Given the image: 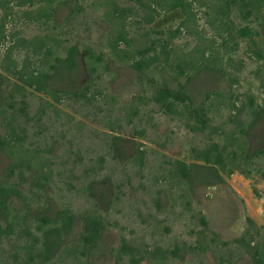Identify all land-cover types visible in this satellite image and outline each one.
<instances>
[{"label":"rangeland","instance_id":"rangeland-1","mask_svg":"<svg viewBox=\"0 0 264 264\" xmlns=\"http://www.w3.org/2000/svg\"><path fill=\"white\" fill-rule=\"evenodd\" d=\"M134 263L264 264V0H0V264Z\"/></svg>","mask_w":264,"mask_h":264},{"label":"trees","instance_id":"trees-1","mask_svg":"<svg viewBox=\"0 0 264 264\" xmlns=\"http://www.w3.org/2000/svg\"><path fill=\"white\" fill-rule=\"evenodd\" d=\"M72 55H73V49H70L69 52H68V54H67V57L65 59L72 60V57H71ZM25 81L28 84L33 85L36 88H43L45 86L44 80L41 78V76H37L36 74H33V72H28L27 73V75L25 77ZM172 93H173L174 97H176L177 94H179L178 92H173L170 89H164V90H161L157 94V96L155 97V100L156 101H161V100L165 99V96H167L169 94H172ZM177 170H178V172L181 175H187V173H188V168L184 164H179L177 166ZM96 224H97V222H94V221L90 224L91 225V228L88 229V230L92 231L91 234L92 233L94 234V230L93 229H96L95 228L96 227ZM86 229H87V227H86ZM134 264H137V263H134Z\"/></svg>","mask_w":264,"mask_h":264}]
</instances>
